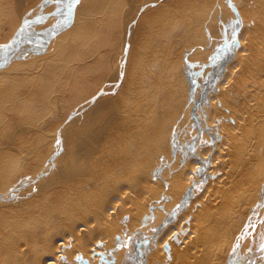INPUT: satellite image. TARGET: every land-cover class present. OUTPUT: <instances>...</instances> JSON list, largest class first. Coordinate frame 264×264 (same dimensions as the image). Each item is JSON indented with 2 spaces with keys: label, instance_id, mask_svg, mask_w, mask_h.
I'll return each mask as SVG.
<instances>
[{
  "label": "rangeland",
  "instance_id": "374dc122",
  "mask_svg": "<svg viewBox=\"0 0 264 264\" xmlns=\"http://www.w3.org/2000/svg\"><path fill=\"white\" fill-rule=\"evenodd\" d=\"M175 3L177 7L172 8ZM163 9L168 13L158 16ZM67 16L71 20L63 28L60 23ZM191 28L193 31H188ZM237 40L242 43L238 44ZM195 44L196 55L200 53L196 61L186 53L184 55L187 47ZM263 57L264 0H26L23 7H17L15 0H0V146L3 150L0 152L6 150V144L13 142L12 139L16 145L7 148L14 151L19 152V148L27 146L51 147L57 152L70 144L75 147L74 139L82 132H91L90 147H98V121L100 140H104L100 147H118L109 138L113 125H105L104 118L96 116V110L103 102L108 104L103 107L108 110H112L109 101L123 103L116 97L124 83V70L131 68L140 76L141 84L133 97L136 111L142 102L147 101L146 105H150L151 98L167 92L168 84L178 81V70L185 77L183 84L188 88L179 115L174 117L172 104L168 105L172 117L166 110L165 123L170 125V121L174 126L170 142L171 155L175 158L172 171L185 169L188 161L196 160V152L207 147L210 150L209 158L203 161L204 168H199L201 161L196 163V177L189 180L186 192L191 191L198 199L190 213L184 215L187 217L192 213L183 234L199 233L202 226L210 225V217L223 224L232 216L224 226L212 232L210 251L202 255L200 262L254 264L264 251V72H256L254 61ZM223 64L236 68L238 75L245 67L256 70L247 71L251 78H242L235 83L237 89L246 90L243 104L232 107L233 111L214 121L225 128L222 135L226 143L217 141L220 138L218 131H211L204 123L209 95L215 91L210 81L218 78V66L221 68ZM117 82L118 87L115 85L112 90ZM103 88L110 89L101 94ZM224 92L225 97L219 98L220 104L230 97L228 91ZM216 109L220 110L221 106L217 105ZM216 109L212 108L214 112ZM177 123L180 125L176 126ZM86 124L91 125V129L83 131ZM240 126L243 130L239 132ZM214 137H217L215 142ZM231 144L237 148L246 146L248 150L244 164L251 173L249 178L237 176L236 179H240L238 190L236 185H230L234 176L223 170L227 165L223 167L220 160L228 153L217 148H229ZM30 157L29 160L34 154ZM19 158H26L24 152L10 157L11 169L18 167ZM0 159L8 162L4 157ZM207 164H211L210 170L218 172L207 173ZM164 168L166 166L161 163L155 171H164ZM27 178L15 180L6 189L9 201L31 184H27ZM18 185L20 187H15ZM248 193L251 200L248 205H242ZM185 195L182 193L179 197L180 204ZM174 206L149 232L135 229L127 236L122 261L146 262L150 248L146 250L145 243L156 234L159 236L162 230L169 232L174 228L173 224L178 225L176 216L186 205L177 209ZM174 210L176 214L171 217ZM201 211L203 214L196 219V214ZM163 212L161 209L157 215ZM154 213L147 210L143 222L156 216ZM0 230H6V227L0 226ZM177 237L178 232L173 233L171 241L176 242ZM201 238L210 240L208 235ZM164 248L169 249V245Z\"/></svg>",
  "mask_w": 264,
  "mask_h": 264
},
{
  "label": "bare ground",
  "instance_id": "6f19581e",
  "mask_svg": "<svg viewBox=\"0 0 264 264\" xmlns=\"http://www.w3.org/2000/svg\"><path fill=\"white\" fill-rule=\"evenodd\" d=\"M15 3H17V7H23L26 0H15ZM177 5L175 3V6L171 7L174 8ZM161 13L167 14L168 11L160 10L158 16ZM68 17L60 23L63 24V28L70 22ZM34 25L36 27V24ZM31 31H35V29ZM188 31H193V29ZM237 43L242 42L237 40ZM196 46L197 44L187 47L184 51V55L186 53L194 61L199 60L197 55L200 54L196 55L198 52ZM188 56L186 58H189ZM254 61L257 64V71L250 70L251 68L247 70L244 65L245 69L241 70L238 75L236 68H228L225 66L226 64H223L224 66L222 65L221 68L224 71L222 72L218 66L220 75L217 79L210 81L212 86H215V91L209 95L208 103L205 101L208 110L204 123L211 131H218L220 138L217 141L221 140L226 143V140L223 139L224 135H222L226 131H224V127H219L214 123L216 117L226 116L234 110L232 107L242 105V99L246 95V90L244 88L237 89L235 83L242 78H251V74L247 73L249 70L259 72V74L264 72V57L256 58ZM261 66L263 69H260ZM14 68H18V66ZM124 72V83L118 98L116 97L123 103L109 101L112 110H108L103 108L108 105L103 102L96 110V116L99 115L100 119L104 118L105 125H113L109 138L118 147H100V143L103 144L104 140H100L102 134H100L98 120V147H90L91 132L78 134L74 139L75 147H71V144L62 149L59 147L60 150L57 149V152L51 147H21L19 152H24L26 158H19L16 169L9 167L11 165L10 157L19 155V152L7 148L16 145L15 139L10 140L13 141L12 144H6L7 147L3 153L0 146V150H2L0 158L8 159V162L0 159V199L6 198L5 201L0 200V226L6 227V230H0V264H201L202 255L210 251L212 232L219 226H224L232 217H229L223 224L219 219L210 217V225L202 226L199 233L183 234L186 230L184 226L190 224L189 217L192 213L187 217L184 215L190 213L198 199V196H193V193H190L191 191L186 192L190 185L189 180L196 177V173H194L196 163L202 162L199 166L202 170L204 168L203 161L206 157L209 158L210 153L208 147L202 151L197 150L196 160L188 161L185 169L172 171L175 158L171 155L173 148H170V142L174 126L170 121V125H166L168 123H165L167 121L165 119L167 117L166 110L168 112V105L172 104L171 108L175 109H173L174 117L179 115L181 101L184 102L188 88L183 84L185 77L177 70L178 81L170 82L167 92L156 98H151L150 105H146L147 101L142 102L139 111H136L133 97L139 90L140 76H137L131 68L125 69ZM115 85L117 88L118 82L113 84L112 90ZM106 89L110 88H103L102 91L100 90L101 94ZM127 89L130 92H127ZM224 91H228L230 97L226 98L225 103L220 104L219 98L225 97ZM217 105L221 106L220 110L216 109ZM212 108H215L216 111L214 112ZM169 114L171 116V113ZM181 119L183 120V118ZM112 121L115 123L112 124ZM200 121L202 122V119ZM178 124L180 125L177 123L176 126ZM87 129L90 130L91 125L86 124L83 131H88ZM240 130H243L242 126L239 127V132ZM212 139L215 142L214 139L217 137ZM23 141L25 140L23 139ZM217 148L224 149V153H228L225 159L220 160L224 163L223 167L227 165L223 170H227L234 176L230 185H236L238 190L240 179H236L237 176L241 174L249 178V173H251L247 164H244L248 159V150H246V146L237 148L232 144L229 148ZM53 151L55 153L52 156ZM32 153L34 157L29 160ZM224 153L217 152L221 155ZM175 157L177 158V154ZM210 161H212L211 158ZM238 161L240 162L238 163ZM161 163L164 164V167L166 166L165 170L155 171ZM237 167L240 168L239 171ZM210 168L211 164H207V173L216 174L218 172L212 171ZM24 176L28 177V181L25 180L27 184H31L21 190L14 200L9 201L10 195L6 189L14 184L15 180ZM182 193L186 194L182 203L186 205V209L179 211L180 213L176 216L179 220L178 225L172 222L173 229H169V232L162 230L159 236L156 234L145 243L146 250L148 247L150 248V252L145 257L146 262L141 260L122 261L127 236L135 229L149 232L159 221V218L169 212L171 207L175 205V209H177L182 205L179 200ZM250 200L251 195L248 193L242 205H248ZM150 209L155 212L157 217L154 215L143 222L145 212ZM161 209L164 212L157 215ZM181 213H183L182 217L179 216ZM175 214L176 210L172 211L170 216ZM201 214H203L202 211L198 212L196 219ZM175 232H178L177 238H179L176 242L171 241ZM199 235L200 237H198ZM207 235L210 240L203 241L201 237L206 238ZM166 245H169V249L164 248ZM216 254H219V251H216ZM204 264H209V262ZM254 264H264V251L259 261H255Z\"/></svg>",
  "mask_w": 264,
  "mask_h": 264
},
{
  "label": "snow or ice",
  "instance_id": "6c2138e0",
  "mask_svg": "<svg viewBox=\"0 0 264 264\" xmlns=\"http://www.w3.org/2000/svg\"><path fill=\"white\" fill-rule=\"evenodd\" d=\"M77 2H78V0H77ZM58 143H59V141H58ZM252 227H254L255 225L253 224V225H251Z\"/></svg>",
  "mask_w": 264,
  "mask_h": 264
}]
</instances>
